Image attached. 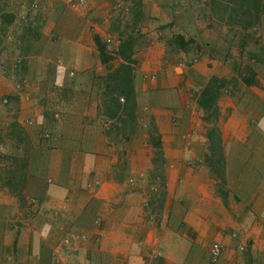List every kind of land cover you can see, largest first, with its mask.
I'll return each instance as SVG.
<instances>
[{"label": "crops", "instance_id": "0c3cea01", "mask_svg": "<svg viewBox=\"0 0 264 264\" xmlns=\"http://www.w3.org/2000/svg\"><path fill=\"white\" fill-rule=\"evenodd\" d=\"M181 4L0 0V264H264V13L258 41L241 44L256 52V84L242 83V67L228 71L241 92L255 93L253 109L243 93L218 101L221 181L208 161L209 124L187 85L188 72L201 79L202 64L214 58L179 73L165 59ZM105 33L133 45L132 128L103 113L102 77L123 62L107 44L111 58L101 62L93 35L104 41ZM15 60L24 89L2 73ZM251 120L260 135L250 132ZM154 239L160 256L151 258ZM212 241L224 246L215 262Z\"/></svg>", "mask_w": 264, "mask_h": 264}, {"label": "trees", "instance_id": "16d2710c", "mask_svg": "<svg viewBox=\"0 0 264 264\" xmlns=\"http://www.w3.org/2000/svg\"><path fill=\"white\" fill-rule=\"evenodd\" d=\"M222 10L223 15H221V18L224 19L227 25L230 27L236 25L250 32L264 13V0H226ZM3 18L5 20L9 19L7 15ZM93 36L101 62L107 63L111 56L105 41H102L97 34ZM246 36H250L249 33H246ZM246 39L242 43L246 42ZM164 45L167 51L171 50L175 53L183 52L185 54V59H178L181 65H190L203 57L211 58L215 55V51L209 47L208 43L201 42L196 35L187 34L180 28H174L169 33L164 39ZM132 46L130 40L120 43L115 53L123 59V62L115 67L108 66L109 70L102 77L105 88L102 93L103 113L110 118H116L119 122L117 126L121 129L132 128L136 118L135 108L138 102L135 87L136 60L131 57ZM246 53L248 59L242 67L243 74L238 73V77L245 85L256 84L253 66L259 60L254 50H248ZM224 56H229V54L226 53ZM165 59L170 62L168 53L165 55ZM239 69H241V66ZM227 90V83L224 79L217 75H211L194 94V102L199 117L209 124L205 135L207 147L210 150L208 161L221 181L225 180L223 171L226 158L219 124L221 112L218 101ZM249 125L250 132L260 135L254 120H251ZM150 142L155 146L159 144L158 139L154 137H151Z\"/></svg>", "mask_w": 264, "mask_h": 264}, {"label": "rangeland", "instance_id": "374dc122", "mask_svg": "<svg viewBox=\"0 0 264 264\" xmlns=\"http://www.w3.org/2000/svg\"><path fill=\"white\" fill-rule=\"evenodd\" d=\"M225 1L226 0H180L182 9L179 13L174 14L173 21L176 23V28H180L187 34L196 35L201 42L208 43L209 47L213 48L215 51V55L212 57L214 58L213 62L205 61V63L202 64L204 70L201 72V79L195 78L194 73L188 72L187 85L190 93L188 99L194 96L195 92L204 83L205 78L213 68H215V75L224 79L228 88L220 97L221 105H224V103L229 100V95L232 96L234 93L236 95H240L241 93L242 95L243 93V99L247 104V111H249L254 107L256 101L254 97L255 93L252 91L245 92L243 90L241 92V82L237 78H233L228 71L230 69L236 74L240 66H244L248 57L245 48L241 49V44L246 38L248 39H246L248 43L255 44V42L258 41V34L256 26H254L255 30L253 29L248 32L239 26L233 25L230 27L227 25L224 19L221 18ZM246 33H249L250 36H246ZM225 50L229 51V59H227V56H225V58L221 57ZM167 53L172 63V69L175 66L176 72H181L182 65L178 62V59L182 57L178 55L179 53H175V51L169 50ZM225 59H227L228 62H225ZM17 77L18 80L14 79L15 83L18 84L20 82V87L24 89V85L28 82L27 78L25 76ZM183 85L185 84L183 83ZM238 117L239 116H237V118ZM45 131L49 132L48 130Z\"/></svg>", "mask_w": 264, "mask_h": 264}, {"label": "built area", "instance_id": "2783aa9c", "mask_svg": "<svg viewBox=\"0 0 264 264\" xmlns=\"http://www.w3.org/2000/svg\"><path fill=\"white\" fill-rule=\"evenodd\" d=\"M85 2H86V0H69L70 5L73 6V7H77V6L83 5V4H85ZM127 11H128L127 6L123 7L122 13L124 15H126ZM102 38L105 41V43L111 49L112 48L116 49L121 43V37L119 35H117V34L113 35V34H110V33H105V34H103ZM17 65H18V61L17 60L13 61L10 65H3L2 73L4 75L9 76L11 79L18 80L17 74L15 73V69H16ZM142 78H144L146 80L147 79L148 80H154L155 79V74L154 73H144L142 75ZM22 82H23V80H22ZM20 85H21V83L19 82L17 84V86L20 87ZM2 102L4 104L8 105V104L11 103V99L8 96H4L2 98ZM173 121H175V118H173ZM42 134H43V136L45 138H48L50 136V133L47 132V131H44ZM47 180L50 181L51 179L48 178ZM129 181L133 182V178H129ZM28 200H29L30 203H36L37 202V199L34 196H30L28 198ZM95 222L98 223L99 220L96 219ZM223 249H224V246H223V244L221 242L212 241L210 243V245H209V250H208L209 251V259H210V261L215 262L220 257ZM240 249H242V247ZM56 252H62V248L60 247L59 249H57ZM149 254H150L151 258H156V257L160 256V251L157 248L155 239L153 240V243L151 244V247L149 249Z\"/></svg>", "mask_w": 264, "mask_h": 264}]
</instances>
